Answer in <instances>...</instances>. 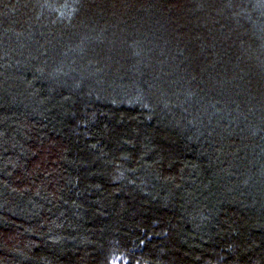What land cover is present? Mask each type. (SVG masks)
<instances>
[{
    "label": "trees",
    "instance_id": "16d2710c",
    "mask_svg": "<svg viewBox=\"0 0 264 264\" xmlns=\"http://www.w3.org/2000/svg\"><path fill=\"white\" fill-rule=\"evenodd\" d=\"M0 264H264V0H0Z\"/></svg>",
    "mask_w": 264,
    "mask_h": 264
}]
</instances>
